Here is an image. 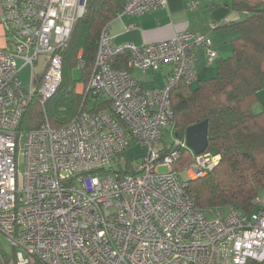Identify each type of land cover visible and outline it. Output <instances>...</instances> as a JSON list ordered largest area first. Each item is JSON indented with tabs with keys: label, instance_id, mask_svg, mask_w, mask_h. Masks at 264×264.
I'll return each mask as SVG.
<instances>
[{
	"label": "built area",
	"instance_id": "1",
	"mask_svg": "<svg viewBox=\"0 0 264 264\" xmlns=\"http://www.w3.org/2000/svg\"><path fill=\"white\" fill-rule=\"evenodd\" d=\"M87 1L0 0V238L10 242L16 263L264 264V195L248 215L233 206L226 212L200 209L187 181L206 175L220 156L197 155L185 139L164 141L174 124L171 88L197 79L195 48L204 47L210 61L216 57L211 36L184 30L144 46L113 44L106 24L88 87L109 101L111 113L80 112L58 129L45 122L18 131L36 94L44 104L56 93L61 50ZM166 5L127 0L118 14ZM121 53L130 54L129 67L143 72L171 65L166 84L145 87L129 68L113 64ZM130 142L149 147L135 160V174H87L124 164ZM183 148L194 158L176 170ZM2 251L0 243V264Z\"/></svg>",
	"mask_w": 264,
	"mask_h": 264
},
{
	"label": "trees",
	"instance_id": "2",
	"mask_svg": "<svg viewBox=\"0 0 264 264\" xmlns=\"http://www.w3.org/2000/svg\"><path fill=\"white\" fill-rule=\"evenodd\" d=\"M127 0H88L84 14L61 50L63 78L44 104L36 96L23 114L18 131L25 132L48 122L51 128L67 125L80 112L111 113L110 103L88 87L93 72L100 34L122 9ZM235 7L246 11L242 21L231 25L240 31L228 57L217 60V73L193 87L184 80L171 88L174 110L173 130L184 140L187 129L208 121L209 144L206 151L220 156L218 164L206 175L187 181L191 201L200 209L225 212L230 206L243 215L258 210L264 193V112H255L258 92L264 88V0H234ZM130 54L113 58L117 67L128 66ZM78 67L80 77L73 79ZM84 83V92L76 84ZM114 115V114H113ZM135 142H130V145ZM114 166L91 169L87 174H135L134 162L126 155ZM194 154L183 148L174 168L181 170L192 162ZM2 251L1 264H17ZM247 264H255L249 261Z\"/></svg>",
	"mask_w": 264,
	"mask_h": 264
},
{
	"label": "crops",
	"instance_id": "3",
	"mask_svg": "<svg viewBox=\"0 0 264 264\" xmlns=\"http://www.w3.org/2000/svg\"><path fill=\"white\" fill-rule=\"evenodd\" d=\"M246 14V11L235 7L234 0H167L166 6L141 15L117 14L108 23V33L113 44L130 42L136 46L164 41L172 38L176 32L184 30L211 36L217 53L212 61L209 60L204 47H197L193 52L197 79L192 83H199L200 80L216 75L218 59L231 55L233 42L240 35V31L231 25L242 21ZM134 69L136 68L132 67V74ZM171 71L172 66L169 64L152 71L153 74L157 73L161 81L158 85L147 86L146 82L134 74L133 76L145 87H162ZM157 76L154 81H158ZM76 91L83 93L84 83L78 82ZM253 109L255 112H264V88L259 90L258 101L253 105Z\"/></svg>",
	"mask_w": 264,
	"mask_h": 264
},
{
	"label": "rangeland",
	"instance_id": "4",
	"mask_svg": "<svg viewBox=\"0 0 264 264\" xmlns=\"http://www.w3.org/2000/svg\"><path fill=\"white\" fill-rule=\"evenodd\" d=\"M19 65H21V62H19ZM133 74L138 79L146 82L145 85H147V86L161 84V81L158 78L157 73L153 74L152 71H149V73H144L141 69L136 68V69H134ZM156 76H157L158 81L156 79L154 81V77H156ZM72 77H73V79L74 78L78 79L80 77V69L78 67H76L73 70ZM22 78H23V81H24L25 85L28 87L29 86V82H28V80H29V68H25L23 70ZM197 83L198 82L192 83V86L193 87L196 86ZM175 138H176V135L174 134L173 126L169 127L167 133L164 136V141L166 143H171V142H173V140ZM148 149H149L148 146H143L141 143H135L133 145H130L127 148L126 155L130 159H136L137 157H140L142 154H146L148 152ZM18 168H19L20 172H22L24 170V162H23V158L22 157H20V162H19V167ZM167 170H168V167H161L160 168L161 172H166ZM209 211H211V210H209ZM0 243H1V246L4 248V251H5L6 255L13 259L14 255H13V250H12V246H11L10 242H8V240H6L5 238L2 237V238H0ZM27 264H29V263H27ZM37 264H42V263H37Z\"/></svg>",
	"mask_w": 264,
	"mask_h": 264
},
{
	"label": "water",
	"instance_id": "5",
	"mask_svg": "<svg viewBox=\"0 0 264 264\" xmlns=\"http://www.w3.org/2000/svg\"><path fill=\"white\" fill-rule=\"evenodd\" d=\"M186 144L190 150L199 155L207 150L208 140V121L190 126L186 131Z\"/></svg>",
	"mask_w": 264,
	"mask_h": 264
},
{
	"label": "bare ground",
	"instance_id": "6",
	"mask_svg": "<svg viewBox=\"0 0 264 264\" xmlns=\"http://www.w3.org/2000/svg\"><path fill=\"white\" fill-rule=\"evenodd\" d=\"M199 177H202V176H199Z\"/></svg>",
	"mask_w": 264,
	"mask_h": 264
}]
</instances>
